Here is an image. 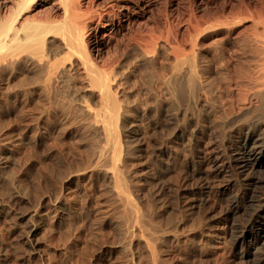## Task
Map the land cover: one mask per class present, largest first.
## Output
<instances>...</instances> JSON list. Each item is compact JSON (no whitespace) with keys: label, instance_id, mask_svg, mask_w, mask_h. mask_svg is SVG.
Masks as SVG:
<instances>
[{"label":"bare ground","instance_id":"bare-ground-1","mask_svg":"<svg viewBox=\"0 0 264 264\" xmlns=\"http://www.w3.org/2000/svg\"><path fill=\"white\" fill-rule=\"evenodd\" d=\"M48 1L0 0V86L21 62L39 67L32 83L16 88L15 98L39 93L49 103L42 112L45 114L60 103L54 101L59 97L67 109L72 107L79 113L75 135L84 149L65 154L67 158L60 157L61 162L71 174L84 171L101 182L102 191L115 202L106 208L121 209L119 234L126 240L133 227L141 225L152 264H159L154 245L170 235L139 207L131 161L146 156L135 146L138 130H128L136 126L131 107L121 100L122 86L128 82L134 63L118 50L103 61L114 39L115 24L109 9L117 5L101 9L99 4H91L85 9L83 0H52L50 3L59 5L62 20L24 19L30 7L44 6ZM95 19L97 27L112 30L90 42L88 33L95 29V23L90 25ZM193 49L189 53L173 49L169 75H154L146 89L154 104L138 109L137 126L147 124L155 131L148 158L151 165L144 173L145 191L153 202H159L150 188L158 187L163 193L164 177L179 173L189 191L203 196L202 202L217 197L216 204L225 207L216 226L221 240L231 242L246 264H264V45L251 49V55L261 61L250 64V71L238 76L231 86V100L221 91L219 103H213L216 88L201 75ZM158 60L152 45L140 51L141 64L153 65ZM164 120L166 126H174L173 132H161ZM2 164L5 171L6 163ZM65 188L62 185L57 191L55 209L60 223H72L73 207L68 205ZM13 203L12 198L0 201L3 217L16 216L10 206ZM14 224L17 242L31 244L33 221L21 215ZM5 249L0 238V250Z\"/></svg>","mask_w":264,"mask_h":264},{"label":"rangeland","instance_id":"rangeland-1","mask_svg":"<svg viewBox=\"0 0 264 264\" xmlns=\"http://www.w3.org/2000/svg\"><path fill=\"white\" fill-rule=\"evenodd\" d=\"M51 1L30 7L24 19L62 20L59 5ZM114 3L117 6L109 9L115 24L114 39L103 61L118 50L134 63L128 82L122 86L121 100L131 107L136 126L128 130H138L135 146L146 156L131 161L139 207L170 235L154 245L158 263L246 264L231 242H223L217 233V222L225 208L216 204L217 197L202 202L199 191H189L183 176L177 173L164 177L163 193L158 187L150 188L159 202L150 199L144 173L151 165L148 158L155 131L147 124L137 126L138 109L154 104L146 89L154 75H169L173 49L177 48L189 53L194 47L201 75L216 88L213 103H219L221 91L231 100V86L238 76L249 72L250 64L261 61L250 51L264 45V0L82 1L85 9L91 4H99L102 9ZM94 23L95 29L88 33L90 42L112 30L97 27L96 19L90 25ZM147 45H152L159 56L153 65L138 62L140 51ZM38 74L39 67L21 62L0 86V166L4 162L7 167L5 171L0 167V201L12 198L10 206L16 212L13 218L3 217L0 206V238L6 247L0 250V264H152L145 229L134 226L133 233L124 240L118 229L123 222L121 209L106 208L115 206V202L102 191L101 182L84 171L71 174L61 162L60 157L67 158L65 154L84 149L75 135L79 113L72 107L67 109L59 97L54 101L60 103L45 114L42 112L49 103L39 93L15 98L16 88L32 83ZM173 127L166 126L164 120L161 132H173ZM8 150L11 152L6 154ZM62 185L66 187L68 205L73 207L72 223H60V213L55 209ZM21 215L33 221L35 236L31 244L17 242L14 237V221Z\"/></svg>","mask_w":264,"mask_h":264}]
</instances>
